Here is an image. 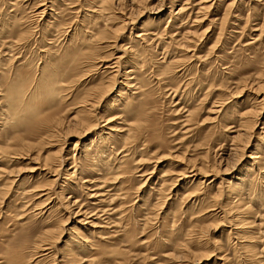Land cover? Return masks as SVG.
Wrapping results in <instances>:
<instances>
[{"label":"rangeland","instance_id":"rangeland-1","mask_svg":"<svg viewBox=\"0 0 264 264\" xmlns=\"http://www.w3.org/2000/svg\"><path fill=\"white\" fill-rule=\"evenodd\" d=\"M0 264H264V0H0Z\"/></svg>","mask_w":264,"mask_h":264},{"label":"bare ground","instance_id":"bare-ground-1","mask_svg":"<svg viewBox=\"0 0 264 264\" xmlns=\"http://www.w3.org/2000/svg\"><path fill=\"white\" fill-rule=\"evenodd\" d=\"M137 37H141V36L138 35ZM99 40H100V39H99ZM115 40H116V39H115ZM103 41H106V39H104ZM102 43H104V44L106 43V44L109 45L110 47L116 45V43H112L111 41H106V42H102ZM108 43H109V44H108ZM108 48H109V47H108ZM115 48H116V47H115ZM118 48H119V47H118ZM87 58H89V55L87 56ZM120 60H121V56H120V57H116L115 60H113V64H110V65H114L113 68H118L117 64L120 62ZM117 70H118V69H117ZM123 75H124V74H123ZM128 76H130V75H127V74H126V76L124 77V81H125V85L128 84V86H129V83H130V82L127 81V80H128ZM122 85H123V84H122ZM103 90H104V89H103ZM105 95H106V94H105ZM92 97H93V96L91 95V98H90L91 100H88V99H87V100L85 101L86 103H88L87 105L89 106V108L91 107V105H93V103H92V101H93V100H92ZM100 100H101V99H100ZM100 102H101V101H100ZM87 111H88V110H87ZM96 116H97V115H96ZM85 119H86V118H84L83 120L79 121V123H80V122H81V123L84 122V124H85V122L88 123V122H89L88 119H87V120H85ZM101 119H102V118H101ZM107 121H108V120H105V122H107ZM84 124H83V125H84ZM89 124H90V122H89ZM245 124H247V123L245 122ZM251 124H252V122H251ZM247 125H248V124H247ZM90 126H91V124H90ZM93 126H95V125H93ZM244 127H245V126H243L242 128H244ZM247 127H248V126H247ZM249 128H251V127L249 126ZM244 130H245V129H244ZM243 134H244V133H243ZM240 135H241V134H240ZM236 149H237V148H236ZM236 149H235V150H236ZM237 150H238V149H237ZM59 151H60V150H59ZM45 161H46V159H45ZM46 167H47V166H46ZM44 169H45V168H44ZM58 172H59V171H58ZM200 173H201V172H200ZM200 173H199V174H200ZM205 176H206V175H205ZM205 176H204V177H205ZM44 191H45V189H40V193H43ZM36 192H37V191H36ZM43 195H45V194H43ZM79 212H80V211H78V212L75 213L77 217H79V216L81 215ZM86 214H87V213H86ZM76 216H75V217H76ZM86 219H87V218H85V220H86ZM89 219H90V218H89ZM89 223H90V222H86L85 224H86V225H90Z\"/></svg>","mask_w":264,"mask_h":264}]
</instances>
